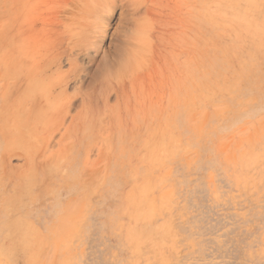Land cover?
Instances as JSON below:
<instances>
[{
  "label": "rangeland",
  "instance_id": "374dc122",
  "mask_svg": "<svg viewBox=\"0 0 264 264\" xmlns=\"http://www.w3.org/2000/svg\"><path fill=\"white\" fill-rule=\"evenodd\" d=\"M0 100V264H264V0H0Z\"/></svg>",
  "mask_w": 264,
  "mask_h": 264
},
{
  "label": "bare ground",
  "instance_id": "6f19581e",
  "mask_svg": "<svg viewBox=\"0 0 264 264\" xmlns=\"http://www.w3.org/2000/svg\"><path fill=\"white\" fill-rule=\"evenodd\" d=\"M104 1H106V2H110V0H104ZM112 1V3H114L116 0H111ZM111 15L109 14H107V15H105V14H103V15H101V16H99V17H97L96 18V20H95V23H98L99 25H104V24H106L110 19H111ZM37 86H35V85H30L27 89H25L26 90V92L29 94L30 92H31V94H29L30 96H32V97H34V95H35V93L34 92H32V91H37L35 88H36ZM5 89H6V87H5ZM48 101H50L51 103H59L58 101H52V100H48ZM27 107V106H26ZM33 110V108L32 107H27V112L29 113V112H31ZM6 113V111H5V108L1 105V100H0V117H1V121H2V123H6L7 122V120H8V117L7 118H5V119H2V116L4 115ZM27 113V114H28ZM39 115L40 116H42V117H44L43 115H42V113H39ZM10 116V115H9ZM6 205H7V202H6V200L5 199H3L2 198V196H0V213H5V209H6ZM83 219V218H82ZM82 221V220H81ZM1 225V224H0Z\"/></svg>",
  "mask_w": 264,
  "mask_h": 264
}]
</instances>
